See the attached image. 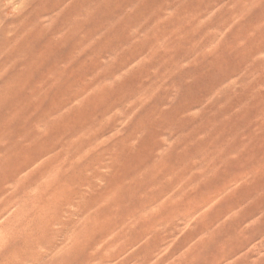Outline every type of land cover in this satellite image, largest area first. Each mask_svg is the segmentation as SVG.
<instances>
[{
    "label": "rangeland",
    "instance_id": "rangeland-1",
    "mask_svg": "<svg viewBox=\"0 0 264 264\" xmlns=\"http://www.w3.org/2000/svg\"><path fill=\"white\" fill-rule=\"evenodd\" d=\"M233 263L264 264V0H0V264Z\"/></svg>",
    "mask_w": 264,
    "mask_h": 264
},
{
    "label": "bare ground",
    "instance_id": "bare-ground-1",
    "mask_svg": "<svg viewBox=\"0 0 264 264\" xmlns=\"http://www.w3.org/2000/svg\"><path fill=\"white\" fill-rule=\"evenodd\" d=\"M48 145V144H47ZM40 150V149H39ZM169 151V150H168ZM168 151H167V153H168ZM170 152H171V150H170ZM37 154V153H36ZM165 154V153H164ZM161 156H163L162 154H161ZM48 160V159H47ZM46 160V161H47ZM176 167V166H175ZM69 168V167H68ZM66 171V170H65ZM68 171V170H67ZM118 177V176H117ZM112 189V188H111ZM121 194V193H120ZM48 199V198H47ZM122 200V199H121ZM156 200V199H155ZM163 205V204H162ZM70 208V207H69ZM166 209V208H165ZM144 210V209H143ZM149 217V216H148ZM150 229V228H149ZM69 236V235H68ZM93 241V240H92ZM234 264V263H233Z\"/></svg>",
    "mask_w": 264,
    "mask_h": 264
}]
</instances>
